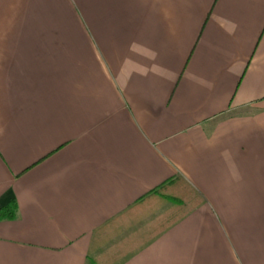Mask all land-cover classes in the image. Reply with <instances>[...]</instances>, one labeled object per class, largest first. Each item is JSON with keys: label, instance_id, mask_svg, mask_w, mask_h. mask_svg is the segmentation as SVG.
I'll list each match as a JSON object with an SVG mask.
<instances>
[{"label": "crops", "instance_id": "0c3cea01", "mask_svg": "<svg viewBox=\"0 0 264 264\" xmlns=\"http://www.w3.org/2000/svg\"><path fill=\"white\" fill-rule=\"evenodd\" d=\"M11 200L0 264H264V0H0Z\"/></svg>", "mask_w": 264, "mask_h": 264}, {"label": "trees", "instance_id": "16d2710c", "mask_svg": "<svg viewBox=\"0 0 264 264\" xmlns=\"http://www.w3.org/2000/svg\"><path fill=\"white\" fill-rule=\"evenodd\" d=\"M157 193L160 197L168 199L172 202L171 209L165 212V223L167 225L178 220L181 215L185 214L194 208L199 199L195 197H190L189 193L192 192L194 195V189L183 179L177 176L166 179L154 189L145 192L139 197L138 200H143L146 196ZM188 197V199H186ZM16 204L14 200L0 206V219H12L16 215Z\"/></svg>", "mask_w": 264, "mask_h": 264}]
</instances>
